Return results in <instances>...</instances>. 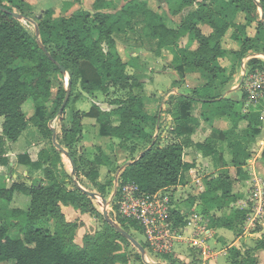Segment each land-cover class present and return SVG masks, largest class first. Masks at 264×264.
<instances>
[{
    "label": "trees",
    "instance_id": "16d2710c",
    "mask_svg": "<svg viewBox=\"0 0 264 264\" xmlns=\"http://www.w3.org/2000/svg\"><path fill=\"white\" fill-rule=\"evenodd\" d=\"M156 1L170 4L173 0ZM194 4L196 9L175 27L169 25L163 13L150 8L147 1L131 0L120 10L107 12L114 10L113 5L96 0L91 11L79 10L69 16H54L53 9H46L35 21L39 29L37 37L35 30L30 33L12 16L16 13L24 17L28 6L26 1L0 0V165L8 164L3 158L5 145L15 143L31 125L44 139L45 145L35 160H31L29 154L24 158L31 175L41 171L44 181L50 183L48 186L33 184L32 178L28 177L30 185L26 180H16L9 188L0 186V264L127 263V254H119L120 245L127 248L132 246L131 243L105 222L87 194L75 185L70 188L62 180L65 170L61 152L52 143L49 122L58 115L67 91L69 99L58 115L60 120L72 98L77 100L73 96L77 87L92 100L106 97L102 103L112 107L103 111L93 102L88 112H71L68 124L61 126L60 144L68 153L76 176H83L92 187H96L99 168L115 162V156L105 154L99 146L94 152L84 151L83 146L81 150L78 148L84 138L82 120L92 119L98 124L97 137L116 142L120 150L128 153L123 162L116 160L118 165L113 168L119 170L126 164L120 170V184H133L140 194L150 195L188 183V172L196 166L194 160L184 159V148L189 143L174 141L161 145L158 137L153 139V133L160 128V118L149 110L147 98L142 94L144 84L127 73L130 63L124 61L118 51L114 36L134 31L135 23L141 25L143 37L156 41L159 53L167 50L172 54L171 65L187 70L183 73L201 70L210 77L208 83L193 89L190 95L176 97L175 103L180 107L171 114L174 125L169 133L179 139L192 132L190 127L196 125L197 120L188 110L193 104L209 108V114H202L206 121L228 119L231 122L229 129L216 131V139L209 136L196 144L200 156L210 158L215 167L219 163L217 144H226L230 160L222 161L220 171L206 174L202 178L204 191L196 192L186 203L192 207L198 205L195 203L199 199L206 214L211 205L223 211L242 200L243 196L235 192L234 186L245 183L250 177L245 170L246 163L252 158L248 133L252 129L255 136L260 133L259 112L263 100L258 101V110L240 114L235 110L238 100L227 96L220 104L211 92L218 76L227 69L217 64L219 59L232 55L236 64H240L250 54L264 55V0H258V3L255 0H213L210 3L207 0H183L181 7ZM257 6L262 10L261 20L256 14ZM198 25H208L212 33L204 34ZM249 29L255 31L253 36L249 35ZM228 31H231V39L240 45L236 52L221 47V39ZM187 35L190 45L180 48L178 42ZM234 65H231L232 71ZM59 66L68 75V88L57 91L51 113L47 107L53 87L50 76L64 75ZM255 71H264V61L251 59L247 62L245 75ZM111 95L114 98L110 99ZM247 97L243 93L240 100L245 102ZM27 101L33 103L30 117L23 109ZM241 124L244 125L242 128ZM150 136L153 140L147 147L140 145L145 141L148 143ZM139 146L143 149L138 151ZM261 159L264 160V148ZM230 169L234 170L236 178L230 174ZM59 173L61 176L58 177ZM69 179L72 183L71 177ZM97 193L104 197L103 193ZM18 194L29 197L26 209L9 207ZM61 206H70L81 214L99 219L101 228L93 235L84 236L82 246L75 244L78 223L67 222ZM172 215L177 221L181 220L178 210L173 209ZM247 216V209L234 208L226 216L213 217L209 225L213 230L222 228L239 236ZM116 221L127 233L130 229H138L133 223ZM263 248L264 241L257 243L254 249ZM165 259L174 264L171 257Z\"/></svg>",
    "mask_w": 264,
    "mask_h": 264
},
{
    "label": "rangeland",
    "instance_id": "374dc122",
    "mask_svg": "<svg viewBox=\"0 0 264 264\" xmlns=\"http://www.w3.org/2000/svg\"><path fill=\"white\" fill-rule=\"evenodd\" d=\"M121 1L122 0H114L115 6L119 7L120 4L121 5L125 4ZM124 1H128V0H124ZM207 1L213 2V0H207ZM92 2H94V0H37L36 6L34 9H32L31 6H27V8L24 10V12H25L24 17L29 18L35 22L36 19L41 16V14L43 13L44 10L52 9L58 3L62 4L58 9L59 10L58 16H61V14L63 15L68 11H69L68 12L69 14H66V15L69 16L72 13L79 11V10L90 11L91 5L93 4ZM217 4H219V2ZM149 6L154 10H156V8H157L153 2H150ZM188 7H191V6H188ZM194 8L195 7L193 6V8H189V10H193ZM40 9H43V11H40ZM158 11H159V9H158ZM185 13H186V11H185ZM256 14H257V16H260L259 10L256 11ZM19 22L23 27H25L26 30H28L30 33H33L34 26L31 23L25 21L24 19L20 20ZM167 22L170 25L173 24L172 21L167 20ZM179 22H180V19L174 21L175 24H177ZM140 27H141V25L139 23H135L134 30L136 31L137 36H139V37L141 36ZM202 32L206 33L207 29L206 28L202 29ZM254 32L255 31L253 29H249V31H248L250 36H253ZM127 34L130 35L129 39L127 38V41L132 40L131 41L132 43L133 42H135L136 44L138 43V39H136V34H134L131 31H129V33H127ZM115 38H116V43L118 45V49L119 50L121 49L120 50L121 56L127 57V54H126V56H125V54L122 55L123 37L120 34H117L115 36ZM134 39L136 41H134ZM228 45L230 46V43H228ZM153 47L154 46L151 42H149V41L147 42V40L144 41L143 52H142V56H141L142 60L147 61L148 66L152 69L151 73L155 72L154 74L158 75L157 77H154L153 76L154 74H153L151 77H147V79H146L147 81L145 83L146 85L143 87V90H142L143 91L142 94H144L145 98H147L148 107L150 108L149 110L152 113H157L158 117L161 119V127L159 128V130H157V132L153 133V137H154L153 139H156V137H158L161 141V145L163 143L165 145L170 144L174 141L175 142H187V143H189V146L184 148V159L186 161H189V162L194 160L195 165H196L195 166L196 170H199V172L204 171L206 174H213L215 172L220 171V169L222 168V161L229 162V160H230V153H229V149L227 148L226 144H221V143L217 144V150H218V154H219V163L216 167L213 165V162L210 158L201 157L199 152H197V149L195 148V146L197 143H200V142H203L204 140H206L209 136H212L214 139H216L217 138L216 131H222V130L229 129L231 127V122L228 119H214L212 122L206 121L204 119V117L202 116V114H206V113L209 114L208 113L209 108L207 106H204L201 104H193L188 110L189 114L197 120V124L190 127L192 132L189 135L184 136V137L179 138V139L175 138L174 135L169 133L172 129L171 127H173V125H174V121H173L171 114L173 113V111L176 110V108L180 107V106L176 105L177 103H175V102H177L176 97L179 95L178 92H180L181 94H184V95H190L193 89L201 88L206 83H208L210 80V77L208 76L207 73H205L204 71H201V70L196 71V72H192L189 74L185 73V74H188L186 76L183 74V71H187V70H181L182 73L179 74V72H178V76H175L171 70H167L169 67V66H167L168 63L161 62L160 58L157 59L155 57V59H154V56H152V55H154V54H152ZM157 60L160 62H158ZM232 63L235 64L234 65V68H235L234 71H232V67H230V64H232ZM217 64L220 67H222V66L227 67V69H226L224 74H221L220 76H218V81H216V83H214V85L212 87V92H211L212 96L216 100L220 101V104H221L222 96H225L227 94L226 89L234 87L236 90L239 89L238 91H235L231 96V97H234L235 100L239 101L235 107V110L238 113L246 114V113H250V111L254 112V110H258L257 104H259V102L258 103H253V102L250 103L248 97L245 100V102H242L240 100V97L243 93L247 94V89H246L247 80L244 77L245 81H242V82L239 81L240 80V73H241L240 65L242 66V64L241 63L236 64L235 59L232 55H228L226 59L218 60ZM131 65H132V63L130 64V66ZM132 66H133L132 68L134 69L140 65L133 64ZM129 72L132 73V70L129 69ZM147 72H150V71L147 70ZM232 75H234L233 78H232ZM230 77H231V79H229ZM66 79L68 80L67 74H65V75L55 74V75L50 76L51 84L53 87H52V96H51V99L49 100V102L47 103V107L51 111V113L53 111V106H54L53 102H54V99L56 97L57 91L59 89L67 90V88H68V84L65 81ZM223 82H224V84L222 85ZM176 90H178V92ZM112 92L113 91H111V93ZM153 92L155 93V95L153 94ZM73 96L74 97L76 96L77 100L72 98V100L70 102V106L68 107V109L65 110V113L62 117V120H60V117L58 116L59 114L55 117V118H57V120H55V122H53V126H54V129L57 131L60 130V128H62L61 127L62 125L68 124V121L71 118V112H76V111L84 112V111H87L90 109L93 102L96 104H99V105L101 104V106H103V105H105L102 103L104 101V98L106 101V97H102V96L98 97V98H100V100H95V99L92 100L91 98H89V96L81 93V91L79 90L78 87L75 89V93ZM118 96L120 97L122 95L118 94ZM112 98H114L113 95L110 96V99H112ZM260 104H261V106H263V108H261L259 114H261L263 109H264V101L260 102ZM102 108H105V107H102ZM23 109H24V112L27 115V117H30L32 115V112H33V103L31 101H27L23 105ZM58 112H59V110H58ZM54 119H52L50 122H52ZM86 120H88V119H83L82 122L86 121ZM167 122H170V125H168ZM243 126L244 125L241 124L240 127L242 128ZM31 130H32V132H34L38 135L39 132L37 133L36 129H34V127L30 125L22 133V135L19 137V139L15 143L11 144V151H13L14 153L17 154L19 152H24V151H27L28 149H30V155L33 158L35 157L37 150H39L40 148H42L45 145L44 144L45 141L42 137H39L37 139L32 138L33 133L31 132ZM237 132H239V131H237ZM95 136H96V132L93 131L91 133V135L88 136V140L83 139V143H81V144L83 146L82 148L84 149V151L94 152L95 147L99 146L105 154L111 155L112 157L115 156L114 161L116 164H117V161H119V163H120L126 159V156H128V153L120 150L117 147L116 142L113 143L107 139H98V137L96 136V138H95ZM92 138H93V140L91 141ZM153 139H152V136H150V138L148 139V143H147V141H145L143 144H140V145H142L143 147H145V146L147 147V145L150 144V142H152ZM263 141L264 140L261 139V136L259 137V136L254 135L253 129L250 130V132L248 133V144L250 146L251 151H255V152L259 151L260 148L262 147L263 143H264ZM8 144L9 143H7L5 145V151L10 150V147L8 146ZM142 146L138 147V151L143 149ZM254 154H256V153H254ZM61 155L63 158V162L65 164L64 166L66 168L65 174H63V176H62L63 177L62 180L66 181L67 185L70 186V188H71V185H75L74 184V181H75L82 189H84V190H86L92 194H95L94 195L95 197L91 198L93 205L100 212H104L103 208H105V206H103L101 202H102V199H107L108 202L110 200V196L113 193L114 184H115V177H114L115 170L113 169L109 172H106L107 170H106L105 166H101L99 169L100 170V174H99L100 180L98 179L96 187H92L83 176L80 175V179H79V176H76L75 173L74 174L71 173L72 166L69 165V160L62 153H61ZM11 160L14 161V158L11 157ZM1 166H3V165H1ZM245 170L247 172H249V174L253 173V176H256L258 178L260 177L264 181V162L263 163L260 162L259 169L257 171L253 168L252 164L249 165V163L247 162L246 166H245ZM1 173H3V171ZM230 174L233 175L234 178H236L235 177L236 175H235V172L233 169H230ZM3 175H4V177H0V186H2V185H8L9 186L11 184V173L9 171H6V173H3L2 176ZM5 175H6V177H5ZM71 175L73 176L72 183L70 182L71 180L69 179V176H71ZM20 176H21V178H23L22 175H20ZM251 182H253V181H250V183ZM185 186H186V189H185ZM252 186H253L252 183L250 185L249 184L246 185V182L235 184V186H234L235 192H238L239 194H241L243 196V198H242V200L238 201L233 207H229L228 209H225L223 211H218L214 208V206L211 205V206L207 207V213L205 214L202 211L204 207L200 206L199 199H196V203H195L198 205H194L192 207L188 206V204L186 202H183V204L186 207L192 208L197 213H200L208 221L211 222V219L213 217L226 216V215L230 214L231 211L234 210V208L235 209L244 208L245 202H249ZM183 187H184L183 189L178 190V193L182 192V194H186L184 196H187V197L196 195L197 189H196V187L193 186V184H191V178L189 179L188 183L186 185H184ZM102 188H105V189L103 190ZM97 192L103 193L104 197L101 198L99 195H97L98 194ZM28 203H29V197H27L25 195H19L18 194V195H16V197L14 198L13 202L10 204L9 207L10 208L26 209L28 206ZM99 203L102 205L101 207H99ZM107 212H108V210H107ZM114 223L117 224V221H114ZM81 224H83V226L81 227L82 231L80 233L82 235L85 233H88V234L93 233L97 229L101 228V221L99 219H95L91 215H86L84 217V220L81 222ZM214 232H215V230H214ZM216 232L219 234L222 233L220 229H218ZM232 233L233 232H227L225 234L227 237L226 245H229L233 241L236 240V236ZM129 234L138 243L142 244V246L145 247V239H144L143 233L141 231H139L138 229H136V230L130 229ZM186 237H188V235H186ZM217 238H218V234L212 235V237L208 240L207 244L211 248L219 249L221 246L214 244V240H216ZM77 240H79V239H77ZM240 242H241V244L244 243L246 246L250 245L251 247H254L253 241L252 240L248 241V238H244V239L242 238V240L240 239ZM120 246L123 249L126 248L124 246V244H121ZM132 248L135 249L133 246L127 247V249L129 250V253H131L130 261L133 260L135 257V253H134L135 251ZM174 251L179 253L180 255H184V256H189L190 253L192 254V250H190L186 244H175ZM155 259L158 260V257H156ZM131 262L133 263V261H131ZM219 262H221V260H219ZM136 264H139V263H136Z\"/></svg>",
    "mask_w": 264,
    "mask_h": 264
},
{
    "label": "built area",
    "instance_id": "2783aa9c",
    "mask_svg": "<svg viewBox=\"0 0 264 264\" xmlns=\"http://www.w3.org/2000/svg\"><path fill=\"white\" fill-rule=\"evenodd\" d=\"M245 79L250 103L264 101V71L245 75ZM65 81L68 84V80ZM260 119L264 120V109ZM55 120L57 118L49 123L50 129H54ZM188 173L191 184L196 187L197 192H203L202 178L206 173L199 172L196 168L190 169ZM251 181L253 186L249 202H245L244 207L248 210V216L238 239L253 235L258 240H263L264 181L253 174ZM183 188V185H178L150 195L140 194L135 185L120 184L119 175H116L108 205L116 219L133 223L143 233L145 250L152 258L158 257L162 264H171L168 259H165L166 256L171 257L174 264H212L223 251L211 248L207 244L214 235V230L210 228V222L203 215L183 204L190 197L184 196L186 194L182 192L178 193V190ZM171 190L174 192L172 193ZM173 209L178 210L180 221L172 215ZM175 244H186L192 250V254L190 253L186 259L180 257L174 251Z\"/></svg>",
    "mask_w": 264,
    "mask_h": 264
},
{
    "label": "crops",
    "instance_id": "0c3cea01",
    "mask_svg": "<svg viewBox=\"0 0 264 264\" xmlns=\"http://www.w3.org/2000/svg\"><path fill=\"white\" fill-rule=\"evenodd\" d=\"M25 1L28 4V6H31L32 7V9L35 8L37 0H25ZM95 1L96 0H94V2ZM104 1L107 2V3L112 4L113 5V8L116 7L115 4H114V0H104ZM130 1L131 0H128V1L122 0L121 2H123L125 4H122V5L120 4L119 7H116L114 10L113 9H109L107 12L118 11L121 8L125 7L127 5V3L130 2ZM139 1H147L148 2V5L150 4V2H153L156 5V7H157L156 8V11H158V9H159V11H158L159 13H163L164 14V17L167 20L172 21V23L174 24V25L172 24L173 27L179 26V24H181L182 20L187 16V14L189 12H192L196 8V4L193 5L195 7L193 10H189V8H193V6H191V7H181V2L183 0H173L170 4H167V3H160L159 4L156 0H139ZM201 1H203V0H200V1L197 0V2H201ZM255 1L258 3V0H255ZM94 2H92V3H94ZM207 3H210V2L207 1ZM61 5L62 4L58 3L57 5H55V7L52 8L54 10V13H55L54 16H58L59 15V10L58 9H59V7ZM92 5H91V10H92ZM257 10H259V13H260V16H258V18H259V20H261L262 19V10H261L260 6H257ZM40 11H43V9H40ZM185 11H186V13H185ZM68 12H66L63 15L64 16H67L66 14H69ZM61 16H62V14H61ZM178 19H180V22L177 23V24H175L174 21H176ZM198 28H200L201 31H202V29H205L206 28L207 29V32L204 33V34H210V33H212V30H211V28L208 25H198ZM131 32H133L134 34H136V39H138V43L137 44L135 42L132 43L131 42L132 40H130V41L128 40L127 41V38L129 39V37H130V35L127 34L129 32L120 34L123 37V40H122V44H123L122 55L125 54V56H126V54H127V57L122 56V58L124 57L123 58L124 61L129 62L130 64L132 63V65L133 64L140 65V66H138V67H136L134 69L132 68L133 67L132 65L131 66H128L127 73L129 75L135 76L136 79L138 81L142 82L144 84V86H145L146 85L145 83L147 81L146 80L147 77H151L155 73V72H152L151 73V70L152 69L148 66L147 61H143L142 58H141L142 52H143V44H144V41H146V40H147V42L148 41L151 42L153 44V46H154L153 47V51H152V54H154V55H152V56H154V59H155V57L157 59L160 58V61L161 62L168 63L167 66H169V67H168L167 70H171L175 76H178V72H179V74L182 73L181 66H176L175 67V66L171 65L172 54L169 51L162 50L159 53L157 51V49H156V41L150 40V39H147V38L143 37L142 34H141V31H140V34H141L140 37L137 36V33H136L135 30L134 31H131ZM115 40H116V38H115ZM134 41H136V40L134 39ZM220 43H221L222 49H224L226 51H229V52L230 51L231 52H236L240 48V45L237 42H235V41H233L231 39V31H228L226 33V35L221 39V42ZM228 43H230V46L228 45ZM178 45H179L180 48H183V49L186 48L188 45H190V37H189V35L181 38L180 41L178 42ZM117 47H118V45H117ZM191 48H194V45L191 46ZM120 50L118 49L119 52H120ZM226 58L227 57L222 58V59H226ZM251 59H258V60H261L262 59V61H264V55H261V54H250V55H248L247 57H245L242 60V62H241L242 66L240 65L241 73H240V80H239L241 82L242 81H245L244 80V77H245V74H246L247 62L249 60H251ZM160 61H158V62H160ZM231 65L232 64H230V67H231ZM222 68H227V67L222 66ZM129 69L132 70V73L129 72ZM147 70L150 71V72H147ZM185 73H188L189 74V73H192V72H184L183 74L186 76L188 74H185ZM234 75H232V78L234 77ZM153 76L154 77H157L158 75L157 74H154ZM238 90L239 89L236 90L234 87L233 88L231 87L229 89H226L227 94L225 96H222V98L227 97V96H232V94L235 91H238ZM176 91L178 92V90H176ZM178 93L181 94L180 92H178ZM153 94L155 95L154 92H153ZM96 105L99 108H101L103 111H109V110L112 109V107L110 105H108V104H105L106 106L105 105L101 106V104L100 105L99 104H96ZM102 107H105V108H102ZM84 112H88V110L87 111H84ZM159 122H160V127H161V119H160ZM167 123H168V125H170V122H167ZM262 123L264 124V120L263 121L261 120V125L259 127L260 133L257 136H259V137L261 136V139L264 140V125ZM82 125H83V134H84V138L83 139H87L88 140V136H90L93 131L96 132V136H97L98 124H97V122L95 120L88 119L86 121H83L82 122ZM55 131H56V143L62 147V145L60 144L61 143V128H60V130H58V131L55 130ZM31 132H32V130H31ZM32 133H33V137L32 138L37 139V138L41 137L40 134L38 133V131H37L38 135L36 133H34V132H32ZM96 136H95V138H96ZM98 139H101V138L98 137ZM92 140H93V138L91 139V141ZM8 146L10 147V150L6 151V154L3 157L6 160H8L7 161L8 164L7 165H3V166L0 165V177H4V175L2 176V174L3 173H6V171H9L11 173V184L9 186L8 185H2V186H5L6 188H9L16 180H22V181L26 180L27 183L28 182L30 183V181H27L28 177H31L32 178L31 180H32V183L33 184H38V185L42 184L44 186H48L50 184L48 181H44V175L41 173V171L35 173L34 175H31L30 174V171H29L28 163L25 161L26 159L24 158L26 156V154H29L31 160H35L36 159V155H37L38 151L41 148L39 150H37V153H36L35 157L33 158L30 155V149H28L27 151H24V152H19V153L16 154L13 151H11V144H8ZM81 147H82V144H80V146L78 148L81 150ZM263 148H264V143H263V145H262V147L260 148L259 151H256V152L255 151H252V158L248 161L249 165L252 164L253 165V168L256 171L259 169L260 162L261 163L264 162V160L261 159V153H262ZM254 153H256V154H254ZM11 157L14 158V161L11 160ZM136 158H137V156H136ZM113 162H114V160H113ZM61 163H62L63 169L66 170V168L64 166L65 164L63 162L62 155H61ZM69 165L71 166L70 161H69ZM117 165L118 164H116L114 162V165L106 166L105 167L106 170H107L106 172H109V171L113 170V168L116 169V166ZM125 166H126V164L122 165L119 170H115L114 177L116 175H119L120 174V170L123 169ZM58 169L61 171V167L58 166ZM2 171H3V173H1ZM71 173H72V171H71ZM99 174H100V170H99ZM248 174H249V172H248ZM252 174H249L250 177L246 181V185L247 184L250 185L252 183V182L250 183L251 178H252ZM20 175H22L23 178H21ZM57 175H58V177L61 176L60 173L57 174ZM5 177H6V175H5ZM69 177H71V179L73 178L72 175L69 176ZM79 179H80V175H79ZM40 180L41 181L43 180V181L41 182ZM90 198H93V197H90ZM105 200H107V199H105ZM101 206L102 205L99 203V207H101ZM95 209L97 210V212H99L103 216V212H100L96 207H95ZM103 209L104 210L105 209L108 210V212H107L108 213V217L113 222L116 221V218L113 216V214L111 212V207L109 205H107ZM61 212L63 213V215L65 217V220L67 222H69V223L77 222L78 223V229L76 230V233H75L74 243L77 244V245H79V246H82L83 237L84 236H86V235H93L96 231L99 230V229H97L93 233H90V234L85 233V234L82 235V234H80L81 231H82L81 227L83 226V224H81V222L84 220V217L86 215H88V214H81L78 210H75L74 208H72L70 206H61ZM52 225L53 224L50 225V229L53 230V226ZM217 230H215L214 234H218V238L216 240H214V244L221 246L219 249H216V250L219 251V250L222 249L223 252H222V255L221 256L217 257L212 262V264H232L233 262H234V264H264V248L263 249H257V250L254 249L255 248V245L257 243H259V242L264 241V239L263 240H258L257 237H253V235L252 236L243 237V239L244 238H248V241L249 240H252L253 241V246L254 247H251L250 245L249 246H246L244 243L241 244L240 239H238L239 237L236 236V240L235 241H233L229 245H226L227 237H226L225 234L227 232H231V231H228L226 229H220L222 233L219 234V233L216 232ZM77 239H79V240H77ZM140 245L142 246V244H140ZM142 247L145 250V247L144 246H142ZM133 250L135 251L134 252L135 253V257H134L133 260H131V261H133V263L130 261V255H131V253H129V250L127 248H124V249L122 248L121 251L119 252V254H125V253L127 254V258H126L127 259V263L126 264H136V263H139V264H162L159 259L157 260V259L152 258L147 253L146 250H145V254L144 255H141L140 252L136 248L133 249ZM232 250H234L236 252L234 253ZM179 256L182 257V258H184V259L188 258V256H184V255H180V254H179ZM219 260H221V262H219ZM116 264H124V263L117 262Z\"/></svg>",
    "mask_w": 264,
    "mask_h": 264
},
{
    "label": "water",
    "instance_id": "95a60500",
    "mask_svg": "<svg viewBox=\"0 0 264 264\" xmlns=\"http://www.w3.org/2000/svg\"><path fill=\"white\" fill-rule=\"evenodd\" d=\"M12 16H13V18L14 19H16V20H18V21H20V20H22V19H24L25 21H27V22H29V23H31L33 26H34V30H35V35L37 36V37H39V29H38V26L36 25V23L33 21V20H31V19H29V18H25V17H23L22 15H20V14H16V13H12ZM39 44L41 45V43L39 42ZM59 68H60V71H61V73L62 74H64L65 75V70L61 67V66H59ZM68 99H69V91H67V93H66V95H65V98H64V100H63V103H62V105H61V107H60V109H59V112H58V114L59 115H61V113H62V111L64 110V108H65V106H66V104H67V101H68ZM52 130V143H53V145L63 154V155H65L67 158H68V160L70 161V164H71V166H72V173L74 174L75 173V168H74V165H73V163H72V161L70 160V157H69V155H68V153L60 146V145H58L57 143H56V131H55V129H51ZM28 184L30 185V183L28 182ZM74 184H75V186L76 187H78L81 191H83L85 194H87L89 197H95L94 195L95 194H92V193H90V192H88V191H86V190H84V189H82L75 181H74ZM108 201L107 200H105V199H102V205L103 206H107L108 205ZM103 218H104V220H105V222L107 223V224H109V225H111L119 234H121V236L123 237V238H125L127 241H129L130 243H131V245L133 246V247H135L139 252H140V254L141 255H144L145 254V250H144V248L129 234V233H127L125 230H123L119 225H117L116 223H114L109 217H108V213H107V211H106V209L104 210V212H103Z\"/></svg>",
    "mask_w": 264,
    "mask_h": 264
}]
</instances>
